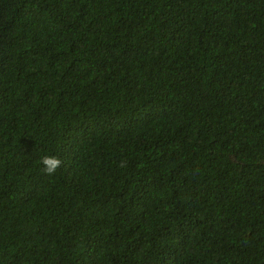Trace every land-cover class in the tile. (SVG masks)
<instances>
[{
    "label": "trees",
    "instance_id": "16d2710c",
    "mask_svg": "<svg viewBox=\"0 0 264 264\" xmlns=\"http://www.w3.org/2000/svg\"><path fill=\"white\" fill-rule=\"evenodd\" d=\"M0 264H264V0H0Z\"/></svg>",
    "mask_w": 264,
    "mask_h": 264
},
{
    "label": "clouds",
    "instance_id": "9594fccd",
    "mask_svg": "<svg viewBox=\"0 0 264 264\" xmlns=\"http://www.w3.org/2000/svg\"><path fill=\"white\" fill-rule=\"evenodd\" d=\"M41 163L43 164L46 172L53 173L59 167L61 161L55 156H44L41 158Z\"/></svg>",
    "mask_w": 264,
    "mask_h": 264
}]
</instances>
